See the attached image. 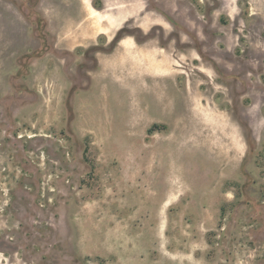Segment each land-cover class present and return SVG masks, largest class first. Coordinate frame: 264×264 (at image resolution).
<instances>
[{
    "label": "rangeland",
    "instance_id": "rangeland-1",
    "mask_svg": "<svg viewBox=\"0 0 264 264\" xmlns=\"http://www.w3.org/2000/svg\"><path fill=\"white\" fill-rule=\"evenodd\" d=\"M92 3L0 0V264H264V0Z\"/></svg>",
    "mask_w": 264,
    "mask_h": 264
},
{
    "label": "crops",
    "instance_id": "crops-1",
    "mask_svg": "<svg viewBox=\"0 0 264 264\" xmlns=\"http://www.w3.org/2000/svg\"><path fill=\"white\" fill-rule=\"evenodd\" d=\"M86 9V17L84 20H87V24L90 23L92 26L89 28L81 29V37L89 39L96 35L97 33H105L107 35H112L116 32L127 20L130 16V13L125 11L122 7L116 13H111L109 11V4H107V9L99 10L92 3V0H82ZM95 12V14H94ZM89 15L91 16L88 20ZM95 15V16H94ZM95 17V18H94ZM83 18L82 15H77L74 20L70 23V26L74 27L79 23V21ZM93 24H95L96 28H92ZM93 31V33H92ZM122 49L126 47L130 49H135V45L133 43L127 42L126 39L121 40Z\"/></svg>",
    "mask_w": 264,
    "mask_h": 264
},
{
    "label": "trees",
    "instance_id": "trees-1",
    "mask_svg": "<svg viewBox=\"0 0 264 264\" xmlns=\"http://www.w3.org/2000/svg\"><path fill=\"white\" fill-rule=\"evenodd\" d=\"M124 30H120L118 35L116 36L115 40H114V44H116L119 40L122 39V33H123Z\"/></svg>",
    "mask_w": 264,
    "mask_h": 264
}]
</instances>
